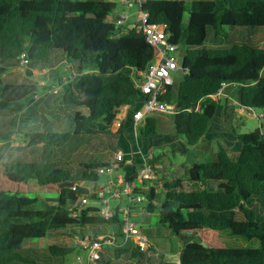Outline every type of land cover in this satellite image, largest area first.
I'll list each match as a JSON object with an SVG mask.
<instances>
[{
  "label": "trees",
  "instance_id": "obj_1",
  "mask_svg": "<svg viewBox=\"0 0 264 264\" xmlns=\"http://www.w3.org/2000/svg\"><path fill=\"white\" fill-rule=\"evenodd\" d=\"M114 7L108 0H0V175L7 181L0 186V264H58L76 250L74 245H27L52 231L106 225L112 228L108 237L121 236L125 213L118 207L106 219L99 214L100 206L77 204L82 195L99 200L83 186L100 183L97 168L117 167V160L110 163V158L96 157L107 151L111 157L118 149L127 122L125 117L112 131L115 115L124 106L134 111L150 98L136 81L153 65L158 48L146 41L135 22L118 21ZM142 10L148 22L163 25L169 43L178 46L183 71L179 84L176 88L174 83L162 84L156 98L177 108L172 113V130L187 146L196 145L206 134L221 104L211 95L222 84L236 85L233 98L238 106L264 111V41L242 36V32L264 31V0H147ZM208 28L214 31L212 47H206ZM237 35L240 39H235ZM52 52L62 54L73 78L60 97L48 96L38 105L34 124L21 134L22 144L12 146L17 115L41 87L5 83L2 77L21 67L22 53L31 77L35 64L50 62ZM50 92L56 95L53 89ZM232 109L226 104L223 115L227 130L240 144L236 160L218 143L215 161L192 164L184 170V179H166L157 185L158 191L135 184L134 193L144 196L142 209L156 214L163 231L178 244L180 233L209 229L257 240L259 247L228 248L207 242L204 247L190 241L178 245L177 260L159 252L152 263L145 260L147 251L153 250L147 235L146 248L138 237L122 246L103 245L108 255L103 254V261L96 264H133L138 258L142 259L138 264H264V134L237 132L229 124L232 113L226 114ZM154 114L138 124L140 138L156 133ZM94 126L104 129L103 134L94 132ZM59 152L74 154V160L63 161ZM160 157L155 155L149 162L152 165ZM31 180L55 189L56 202L27 196ZM63 181H73L75 186L58 188ZM141 202L133 204L130 213Z\"/></svg>",
  "mask_w": 264,
  "mask_h": 264
},
{
  "label": "rangeland",
  "instance_id": "obj_2",
  "mask_svg": "<svg viewBox=\"0 0 264 264\" xmlns=\"http://www.w3.org/2000/svg\"><path fill=\"white\" fill-rule=\"evenodd\" d=\"M110 2H113L115 4V7L113 8V13L115 17H121L123 14L128 16V22H130L131 24L134 23L135 18H136V6L133 4L132 6H129L128 4L125 3V1L123 0H108ZM187 2H189L190 0H186ZM187 14H185V18H186ZM226 32L230 33V37L233 38L230 30L228 28H226ZM213 29L212 28H208L207 33H208V42L206 43V47H212L213 45H211V38L213 36ZM243 33V37L244 36H256V38L260 39V38H264V31L261 29H256L254 33H247V32H242ZM235 39H240V36H236ZM182 52L180 53V57L182 56ZM50 57V62H47L46 64L44 63H38L37 62V66L38 68H40L41 66H46L49 67L50 69H52V77H39V76H33L31 78L35 79L36 81H39L41 78H43L44 80H48L49 84L52 83H58V79L63 78V76H66L68 71L65 70L64 65L60 64V60L62 57V54L60 52H52L49 54ZM35 64V63H34ZM13 71V70H9L8 72ZM171 76L173 79V83H174V87L176 88L179 84L180 81V76L177 74V72L172 71L171 72ZM43 88H41L40 90H42ZM61 95V93H60ZM60 95H55L53 96L58 97ZM234 96V94H233ZM42 98L40 97L37 102H39V100H41ZM235 106V113L232 117V121L229 122V124L231 123L234 127V129L239 132V133H248L254 130H260L263 134H264V117H254V116H250L249 113L252 114H260L263 113L264 111L261 109H253L251 112H248L246 109H243L242 113H238L239 107L237 105ZM128 113H126L125 117H126V122L128 123V119H129V113H131V109H127ZM124 111V109H123ZM154 115H156L157 118V131H156V135L152 136L153 138H151V140L149 141L148 139L151 137H149L147 140H143L141 139V142H144L142 144V148L140 146V148L144 151L147 150L148 148V144H152L153 143H158L161 139H159V135H166L168 134V132H166L167 130L173 129V125H172V114L171 113H164V114H159V113H155ZM218 115V110L217 113L214 115L213 119H212V125L214 124V122L218 121L217 118ZM119 115L115 116L112 125L110 126V128L115 131L118 129L117 126V122L119 119ZM130 120L132 121V129L134 130V132L136 131V127L134 125V120L131 114V118ZM26 127L25 122H20L17 124V132L18 133H22L23 128ZM130 125H128L126 127V130L128 131L130 129ZM167 128V130H166ZM94 131L97 129V126L93 127ZM230 132V131H229ZM231 133V132H230ZM86 137L90 139V137L88 136V133H85ZM92 138H94L92 135H90ZM205 137V136H204ZM201 138L198 143L194 146H187L184 142L183 139L179 138V141L181 142L182 146H179V144L177 143H172V142H168V144H165V147H161L158 145H153L152 148L150 149V152L154 155H160V161L161 164L163 166V169L161 170V173L163 175H165V177L167 178V180H170L171 178L177 177V178H185V175L183 174L184 170L187 167H190L192 164L196 163V162H206V161H215L216 160V156L215 153L218 150V143L221 144L225 149L226 147L224 146V144L228 143V138L232 137L231 134H225L222 137H205V138ZM16 142L14 143V146L20 145L22 144V136L19 135L17 138H15ZM91 140V139H90ZM93 141V139H92ZM237 141V140H236ZM87 144V141H83ZM224 143V144H223ZM238 143V141H237ZM85 144V145H86ZM118 141H117V145H118ZM132 148H135V143L133 141L130 142ZM88 145V144H87ZM232 145V143H231ZM172 149L174 150V152L172 151ZM124 150V149H123ZM228 152V156L233 160L235 158V155L233 153L230 152V150L228 151V149H226ZM164 153V155L162 154ZM59 154H61V152H59ZM87 156V155H86ZM148 159L147 156H145V159ZM160 161H156L152 164V166L158 167L156 165H158L157 163ZM61 162V161H60ZM121 163H125V161L123 160ZM121 163L119 164L120 167L119 169L116 171L117 174H125V168L123 165H121ZM156 164V165H154ZM127 165V164H126ZM156 170V168L154 169V171ZM158 171V169L156 170V172ZM158 174H160L158 172ZM156 175V174H155ZM160 176V175H159ZM108 177V176H106ZM111 177V176H110ZM160 177H163L162 175ZM112 179V178H111ZM163 179V178H162ZM7 184V181L4 179L3 176L0 175V186H5ZM138 187L140 188H144L145 186H148L147 184H143V183H137L136 184ZM30 186L31 189L29 192L26 193L27 196L29 197H38V199H40L42 202H56L57 200V192L55 189H53L52 187H47V186H40L38 185L35 181L31 180L30 181ZM156 190H159L158 186H155ZM89 192H94V191H89ZM108 198V196H106ZM116 200L114 199H110L109 200V204H114ZM96 202L95 199H91L89 198V203L85 206H93V203ZM125 202L127 204V200L125 199ZM78 206L80 207V201L77 202ZM135 204V203H134ZM137 205V209H135V211H132L131 213L132 216L129 217V220L131 222H134L137 224L138 228H142L143 231H141V233L143 232L146 235H150V243L152 245V253L154 255H156L158 257L159 252H164L167 256H169V259H173L175 258L174 253L178 250V245H180V241L178 244V240H176L175 237H169V234L164 233L163 230H166L158 221V217L156 214L150 215V220L151 222L148 224V222H143L142 221V216L140 217L139 215H135L134 212L136 211H141L142 206L146 205V201L144 200L143 202L136 204ZM37 207V206H36ZM124 218V215H123ZM141 230V229H140ZM71 229L67 230V231H63L58 233L57 235H49L48 237H45L42 240H34V241H29L27 242V245L29 246H35V247H45V246H49L53 243H58L60 245L63 246H67L70 242L74 243V239L73 236H70L71 238H69V235H71L70 233ZM203 234H201V236L203 235L205 238V242H207L210 246H220V247H236V246H250V247H259V242L257 240H246L243 237H237V236H232L229 234V232L227 231H211V230H207L204 229ZM80 235L81 238V233H78ZM148 237V236H147ZM119 239V238H117ZM75 245V244H74ZM81 252H79L82 258L83 263H85L86 258H87V250L81 249ZM78 248H76V250L74 252L69 253L67 256H65V258L62 259V261H59L58 264H80L78 262ZM172 253V254H171ZM158 260V259H157ZM142 259L138 258L135 261H132L133 264H138L141 263ZM154 263V262H152Z\"/></svg>",
  "mask_w": 264,
  "mask_h": 264
},
{
  "label": "crops",
  "instance_id": "obj_3",
  "mask_svg": "<svg viewBox=\"0 0 264 264\" xmlns=\"http://www.w3.org/2000/svg\"><path fill=\"white\" fill-rule=\"evenodd\" d=\"M260 39L262 41H264V38H260ZM59 62H60V64L64 65V68H65L66 71H68V73H67L66 76H63V78L58 79V81H57L58 83L57 84L56 83L49 84V81L48 80H44L43 78H41L39 81H36L35 79L31 78L33 76L52 77V74H53L52 69H50L49 67H46V66H41L40 68H38L37 64H35V67H37V69L33 70L31 77L27 76L26 71H25L26 67H19V68L12 69L13 71L7 72V73H5L3 75L2 78H3V81L5 83L34 84V85H39L41 88H43L40 91V93L37 96H35L34 99L27 104L26 108L21 113H19L17 115L16 127H17V124L20 123L21 121L25 122V124H26V127L23 128L22 133L24 131L28 130V128L31 127L34 124V122H35L34 113L37 110L38 105L48 96L54 98L53 96H51V94H49V93H51L50 91L54 87H58V85H60V91L56 92V95H60V93H62V91L64 90L65 85L68 82H70V80H72V78H73L72 77L73 76V70L71 69L70 64L63 58V56L61 57V60ZM177 74L180 76L179 71H177ZM263 74H264V70H263ZM64 81H67V82L63 83ZM235 90H236V85L228 86V87L224 88L223 92L227 95V97L225 99H220L221 104H220V106L217 109L218 110V115H217L218 121L214 122L213 125H212V122H211L206 134L204 135L205 137H214L216 135H217V137H222L225 134H231L232 137L228 138V140H229L228 143L227 144L223 143V144L226 147V149H228V151L230 150V152L235 155V158L233 160H236L238 158V156H239L240 144H239V142L237 143L238 140L236 139V137L227 130V128L225 126L226 124H225V119H224V115H223V110H224L225 105L227 104V106H230V107L234 108V109H232L231 112H230V110H227V112H226L227 116H230V113H232V115H234V113H235V106L234 105H237L236 101L233 98L234 97L233 94H234ZM40 97L42 99L39 100V102H37V100ZM238 107H239L238 113H242L243 108L240 107V106H238ZM131 111H133V110L131 109ZM71 112H72V109H71ZM83 112L85 114H88V111L86 109H84ZM121 113L126 115V113H128V110L122 111ZM216 113H217V111H216ZM130 118H131V113H129L128 123L125 124V128H124L123 134H121L119 136V138H118V143L119 144H118L117 151H122L123 152V155H124L123 156V160L125 161V163H121L123 160L122 161H118L117 167L113 170V172L100 174V178H101L100 181H99L100 183L97 184V185L93 184L92 182L83 183V186L85 188H87L89 191H94V193L96 194L97 191H99L102 188H104L105 189V195L108 196V198H109L111 196V194L109 193L111 189L109 187H103V186H105V183H107V182L113 183V188H114L116 183H120L119 182L120 180H124L127 177L135 178V176L137 175L139 170L145 165V162H146L145 161V156L151 153L150 149L152 148L153 145H158V146H161V147H165V144H168V142H172V143L179 144V146H182L181 142L179 141V138L173 132V130L172 129L167 130V128H166V130H167L166 132H168V134L162 135V136L159 135L158 138L161 139V140L158 143L155 144V143L152 142V144H148V148H147L146 151L142 150L141 148H142V144L144 142H141V139L147 140L151 136L148 139L150 141L151 138H153L152 136H154L156 134H151L147 138H140L138 136V134H137V130L134 132V130L132 129V121L130 120ZM128 125H130L131 127L127 131L126 127ZM16 130H17V128H16ZM94 132H96L98 134L99 133L103 134L104 129L97 128ZM22 133H18L17 132V135L19 136ZM17 135L13 136L14 139L18 137ZM131 141H133L135 143V145H136L135 148H132V146L130 144ZM15 142H16V140H15ZM14 143L12 144V146H14ZM231 143H232V145H231ZM94 144H95V146H98L97 142H94ZM140 146H141V148H140ZM85 147H87V146H85ZM172 151L174 152L173 149H172ZM116 152L111 157H110V153L108 151L106 153H102L101 155H99L97 153L96 157L98 159H100L101 161H106V160H108L110 158L109 162L112 163V162L115 161ZM162 154L164 155V153H162ZM151 155H152V157L155 156L152 153H151ZM61 156H62L61 158L63 159V161L64 160H69L70 162H72L74 160V154H71V153L68 154L67 152H61ZM120 163L126 169L125 170V174H122V173L117 174L116 173V171L120 167V165H119ZM157 164L158 165H156V164H154V165L158 166V167H155L156 169H158V171L157 172L154 171V173L156 175H154L152 177V179H148V180H144V181L143 180L142 181L137 180L136 184L137 183H143L145 185L147 184L148 186H145L144 188H148L150 186H154V187L157 186V185L161 186V184L163 182H166L167 178L165 177V175H163L161 173V170L163 169L161 161L158 162ZM150 165H151V163H150ZM159 170H160V172H159ZM158 172L160 174H158ZM159 175L160 176L162 175L163 177H160ZM106 176H108V177H106ZM136 187H138V186L136 185ZM114 200H116V199H114ZM93 206L99 207L100 204H99L98 201H96V202L93 203ZM125 206H126L125 197H121L120 199H117L114 202V204H111L112 209L115 208V207H118L119 210H122V209H125ZM263 212H264V210H263ZM134 214L135 215H139L140 217L142 216V221L143 222H148V224L151 222L150 217H149L150 214L148 212L144 211L143 209H141V211L134 212ZM68 229L69 230L71 229V231H70L71 235H69V238H71L70 236H73L74 243L68 241L69 244L67 246L75 244L74 246L76 248H78V253L81 252L80 251L81 249L86 250V246H84V244H83L85 242L84 240L93 239L95 237L97 238V237H100V236H107L112 231V228H110L109 226H106V225L95 226V227H92V228L86 227V228H82V229H77V228H68ZM68 229L61 230V231H52V232L49 233V235H52V234L57 235L58 233L63 232V231H67ZM140 229H141V231H143L142 228H140ZM78 233H81V238H80V235ZM164 233H165V231H164ZM142 234L146 235L143 232H142ZM201 234H203V232L199 231V235L200 236H201ZM201 238H203L205 240L203 235H202ZM53 244L54 245H59V246H62V247H66V246L60 245L58 243H53ZM53 244H51V245H53ZM45 247H47V246H45ZM152 252H153L152 250H148L147 251V254L145 255V260L147 262H152V261L155 262V261H157L158 257L156 255H154ZM172 253H174V256H175V258H173V259L177 260L179 252L175 251V252H172ZM103 254L104 255H106V254L108 255L107 250L104 251ZM80 255L81 254L79 253V256ZM167 258L169 259L170 257L167 256Z\"/></svg>",
  "mask_w": 264,
  "mask_h": 264
},
{
  "label": "built area",
  "instance_id": "obj_4",
  "mask_svg": "<svg viewBox=\"0 0 264 264\" xmlns=\"http://www.w3.org/2000/svg\"><path fill=\"white\" fill-rule=\"evenodd\" d=\"M129 6L133 4L136 6V18L135 23L137 25V30L142 32L146 38V41L158 48V52L155 57V61L153 65L149 67V69L142 75V78L136 81L137 88L144 94H150V98L148 101L144 102L140 105L139 108L133 111L132 116L134 120V125L137 130L138 124L144 120V118L152 113H174V107L172 105L161 103L157 100L156 96L160 90L162 84H172L173 79L171 76L172 71H179L181 68L179 66V54L177 52L178 46L176 44L169 43L168 39L165 35V27L163 25L151 24L148 22V15L142 10V5L147 0H123ZM128 20V16L123 14L121 17L118 18V21H125ZM20 65L21 67H25L28 64V59L25 53L21 54ZM183 73V71H182ZM68 80V79H67ZM64 81L63 83H66ZM226 84H222L221 88L211 97L215 100L218 99H225L227 95L223 92ZM60 91V85L58 87L53 88V92ZM126 111L128 109L127 106L122 107L120 112L117 114L119 115V119L117 122L118 128L120 127L121 123L125 120V114L121 112ZM244 109V108H243ZM252 111V110H251ZM248 111V112H251ZM115 115V116H117ZM250 116H258L264 117V113H260L258 115L250 114ZM123 152L117 151L115 154V160L122 161L123 160ZM148 159H145V165L139 170L135 178L132 182H126L124 180H120V183H116L115 187L113 188V183L107 182L103 187H109L111 196L109 198L105 195V189L102 188L101 190L97 191V196L99 198L98 202L100 204L99 207V214L108 219L113 215V209L109 204L110 199H120L121 197H125L127 200V204L125 209H122L125 213L122 227H121V236L119 239L117 238H110L108 236H100L95 237L93 239H86L83 243L86 246L87 250V258L85 263H83L81 256H78V262L80 264H96L100 260V252L102 251V246L113 245V246H122L127 243L130 239L138 237L143 243L144 248H146L147 244V236L141 233L140 228H138L137 224L131 222L129 217L132 216L133 213H130V207L134 203H138L144 200V196L140 193H134V188L137 180L144 181L148 179H152L155 175L152 165H150L149 160L151 159V153L146 155ZM99 174L104 173H111L113 172L112 168H104L99 167L97 168ZM80 207H85L89 203V195H82L79 199ZM76 215V212L73 213V216Z\"/></svg>",
  "mask_w": 264,
  "mask_h": 264
},
{
  "label": "water",
  "instance_id": "obj_5",
  "mask_svg": "<svg viewBox=\"0 0 264 264\" xmlns=\"http://www.w3.org/2000/svg\"><path fill=\"white\" fill-rule=\"evenodd\" d=\"M179 73H180V75L182 74V68L179 69ZM176 111H177V108L174 109V112H176ZM74 186H75V183L73 181H63V182H60L59 184H57V187L60 189L64 188V187L73 188ZM179 238H180L181 247H183L186 243H188L190 241L199 243L204 247L207 245L206 242L199 235L198 230H195L193 232L187 231L184 233H180ZM100 261H103V253L102 252H100Z\"/></svg>",
  "mask_w": 264,
  "mask_h": 264
}]
</instances>
